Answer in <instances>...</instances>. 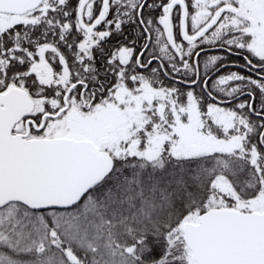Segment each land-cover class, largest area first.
<instances>
[{
	"label": "snow or ice",
	"instance_id": "obj_1",
	"mask_svg": "<svg viewBox=\"0 0 264 264\" xmlns=\"http://www.w3.org/2000/svg\"><path fill=\"white\" fill-rule=\"evenodd\" d=\"M0 264H264V0H0Z\"/></svg>",
	"mask_w": 264,
	"mask_h": 264
}]
</instances>
